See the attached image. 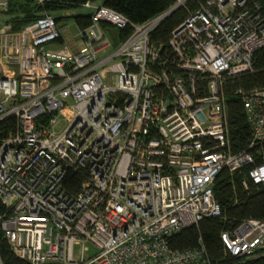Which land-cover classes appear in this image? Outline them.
<instances>
[{"label": "built area", "instance_id": "1", "mask_svg": "<svg viewBox=\"0 0 264 264\" xmlns=\"http://www.w3.org/2000/svg\"><path fill=\"white\" fill-rule=\"evenodd\" d=\"M7 4L0 0V119L14 125L0 139V230L12 253L28 264H208L200 241L176 249L167 238L219 215L211 185L221 169L246 166L251 183L264 182L251 152L230 151L223 90L252 72L264 45L256 2L175 0L132 23L86 1L78 11L89 24L74 49L57 43L61 30L45 11L11 29ZM179 7L185 16L166 41L150 40ZM100 22L130 31L112 46ZM234 93L248 148L264 143V75ZM67 168L85 171L75 194L62 186ZM219 240L231 256H264V217L238 221Z\"/></svg>", "mask_w": 264, "mask_h": 264}, {"label": "trees", "instance_id": "2", "mask_svg": "<svg viewBox=\"0 0 264 264\" xmlns=\"http://www.w3.org/2000/svg\"><path fill=\"white\" fill-rule=\"evenodd\" d=\"M96 0H50L36 4L32 0H8L4 12L5 21L11 29H19L23 24L34 20L42 12L53 15L58 22L62 18H69L77 29L89 24V14L78 10L80 4ZM256 2L258 11L264 17V0H246ZM175 0H100L101 5L122 13L132 23H139L149 19L170 7ZM66 11H71L70 14ZM78 11L77 13H74ZM68 14V15H66ZM185 16L183 8L171 11L150 31L149 38L154 42H165L169 31ZM100 26L107 31L112 26L100 22ZM114 28V27H113ZM114 45L124 39L130 28H114ZM105 31V32H106ZM107 33V32H106ZM59 38L57 43H61ZM113 41V38H112ZM252 72L243 73L234 79H228L224 85L226 105L227 138L231 152L248 150L254 156L255 163L264 165V143L255 144L248 148L250 130L246 123L239 96L234 93L238 87L243 90L258 87L263 84L264 75V45L254 51L251 59ZM14 125L12 116L0 119V139L8 135ZM247 167L229 173L221 169L211 185L213 198L218 204L219 215L201 218L196 225L179 229L167 238L170 248L185 249L198 246V241L205 251V261L208 264H264V256L241 259L223 251L219 240V233L234 226L244 218L264 217V182L253 184L247 178ZM85 176L84 169L67 168L62 178V186L69 194H75ZM241 179L247 183L242 187ZM2 209L0 204V210ZM0 261L2 264H28L17 258L11 251L8 243L2 237L0 230Z\"/></svg>", "mask_w": 264, "mask_h": 264}, {"label": "rangeland", "instance_id": "3", "mask_svg": "<svg viewBox=\"0 0 264 264\" xmlns=\"http://www.w3.org/2000/svg\"><path fill=\"white\" fill-rule=\"evenodd\" d=\"M67 13L70 14L71 11H66ZM68 15V14H66ZM58 28L61 30V34L63 36V41L64 43L67 44V46H69L70 48L74 49L75 47H77V45L79 44V38L76 35L77 34V28L75 27V25L73 24L72 20L69 18H62L61 20L58 21ZM105 30V29H104ZM106 31V30H105ZM107 34L110 36L111 38V45H114V37H115V29L112 27L111 29H107ZM113 38V41H112ZM60 45H51V48H60ZM86 250H85V256H89L92 252H93V248L91 247L90 244L86 243ZM78 246H74L73 250L74 252H76Z\"/></svg>", "mask_w": 264, "mask_h": 264}, {"label": "crops", "instance_id": "4", "mask_svg": "<svg viewBox=\"0 0 264 264\" xmlns=\"http://www.w3.org/2000/svg\"><path fill=\"white\" fill-rule=\"evenodd\" d=\"M96 2H97V3H100V0H96ZM62 38H63V36H62Z\"/></svg>", "mask_w": 264, "mask_h": 264}]
</instances>
